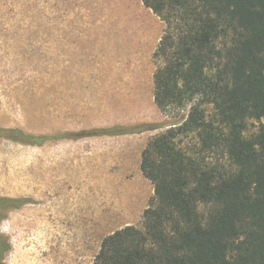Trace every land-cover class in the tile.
<instances>
[{
	"label": "rangeland",
	"instance_id": "374dc122",
	"mask_svg": "<svg viewBox=\"0 0 264 264\" xmlns=\"http://www.w3.org/2000/svg\"><path fill=\"white\" fill-rule=\"evenodd\" d=\"M165 29L142 0H0V127L48 137H0V198L21 205L2 211L4 264H92L106 236L141 227L142 152L189 110L155 104Z\"/></svg>",
	"mask_w": 264,
	"mask_h": 264
},
{
	"label": "trees",
	"instance_id": "16d2710c",
	"mask_svg": "<svg viewBox=\"0 0 264 264\" xmlns=\"http://www.w3.org/2000/svg\"><path fill=\"white\" fill-rule=\"evenodd\" d=\"M142 1L166 25L154 53L155 104L189 110L142 152L155 196L141 227L106 236L92 264H264V0ZM139 127L100 134L147 130ZM0 137L48 140L2 127ZM19 204L0 198L1 218Z\"/></svg>",
	"mask_w": 264,
	"mask_h": 264
},
{
	"label": "flooded vegetation",
	"instance_id": "af4514ba",
	"mask_svg": "<svg viewBox=\"0 0 264 264\" xmlns=\"http://www.w3.org/2000/svg\"><path fill=\"white\" fill-rule=\"evenodd\" d=\"M0 219H1V216H0ZM0 241H1V239H0ZM0 252H1V249H0ZM0 264H4L3 263V254L1 255V253H0Z\"/></svg>",
	"mask_w": 264,
	"mask_h": 264
}]
</instances>
